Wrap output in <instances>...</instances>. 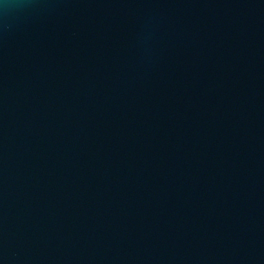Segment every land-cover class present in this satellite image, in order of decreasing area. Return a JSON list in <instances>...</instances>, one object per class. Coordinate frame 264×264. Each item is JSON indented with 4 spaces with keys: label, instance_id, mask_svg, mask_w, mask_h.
Wrapping results in <instances>:
<instances>
[{
    "label": "water",
    "instance_id": "water-1",
    "mask_svg": "<svg viewBox=\"0 0 264 264\" xmlns=\"http://www.w3.org/2000/svg\"><path fill=\"white\" fill-rule=\"evenodd\" d=\"M0 264H264V0H0Z\"/></svg>",
    "mask_w": 264,
    "mask_h": 264
}]
</instances>
